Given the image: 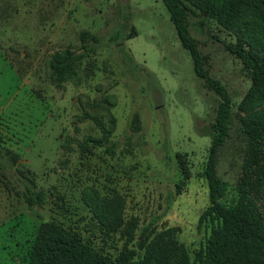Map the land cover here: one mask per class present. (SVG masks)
Segmentation results:
<instances>
[{"label":"rangeland","instance_id":"obj_1","mask_svg":"<svg viewBox=\"0 0 264 264\" xmlns=\"http://www.w3.org/2000/svg\"><path fill=\"white\" fill-rule=\"evenodd\" d=\"M247 19L263 34L258 17ZM83 29L99 41L89 51ZM189 29L236 105L251 81L223 42L234 37L201 14L190 15ZM65 47L84 57L70 80L55 84L47 61ZM218 102L162 0H0V264H27L37 227L50 218L114 257L125 238L101 232L83 201L95 193L109 205L121 197L137 234L175 228L193 257L209 231L198 227L209 203L200 172ZM244 149L234 123L217 161L230 185ZM28 186L45 191L46 202L30 205Z\"/></svg>","mask_w":264,"mask_h":264},{"label":"trees","instance_id":"obj_2","mask_svg":"<svg viewBox=\"0 0 264 264\" xmlns=\"http://www.w3.org/2000/svg\"><path fill=\"white\" fill-rule=\"evenodd\" d=\"M162 2L181 45L190 53L195 75L219 97L211 144L200 172L208 186L209 201L198 218V227L209 225L203 244L191 257L186 246L177 240L173 227L155 230L145 226L137 234V218L124 222L121 197L112 198L109 205L107 199L102 202L95 193L91 198L84 195L83 201L99 229L106 235L119 233L125 238L114 257L91 245L73 228L50 218L37 227L27 264H264V0ZM191 14L203 15L234 37V41L223 42L248 71L251 81L236 105L226 87L206 67L207 57L190 33ZM248 16L260 19L263 34L255 33V22L246 23ZM79 39L85 51L99 42L84 29L79 32ZM83 57L84 51L70 47L55 50L47 61L50 80L55 84L70 80ZM234 123L245 149L237 179L230 185L218 175L217 161ZM86 141L81 146L82 152L89 150ZM176 156L181 175L186 179L189 176L186 161L182 155ZM46 197L43 190L26 188V201L30 205H42Z\"/></svg>","mask_w":264,"mask_h":264}]
</instances>
